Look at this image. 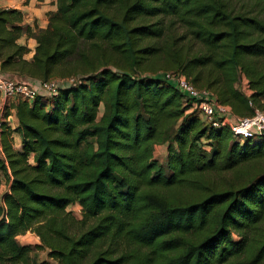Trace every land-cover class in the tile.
<instances>
[{
  "label": "trees",
  "instance_id": "16d2710c",
  "mask_svg": "<svg viewBox=\"0 0 264 264\" xmlns=\"http://www.w3.org/2000/svg\"><path fill=\"white\" fill-rule=\"evenodd\" d=\"M46 16L25 59L21 13L0 8L1 73L36 88L0 114V264H48L28 230L59 264H264V138L213 126L163 74L264 111V0H56Z\"/></svg>",
  "mask_w": 264,
  "mask_h": 264
},
{
  "label": "built area",
  "instance_id": "2783aa9c",
  "mask_svg": "<svg viewBox=\"0 0 264 264\" xmlns=\"http://www.w3.org/2000/svg\"><path fill=\"white\" fill-rule=\"evenodd\" d=\"M163 74L166 79L177 85L186 99L191 101V108L197 109L201 116L213 126H226L233 135L245 139L264 138L263 110L255 108L252 115H236L227 105L217 102L208 89L195 86L183 74L172 71H165ZM75 80L74 77H68L63 81L72 83ZM57 87V80L39 83V88L48 93L55 92ZM0 93L6 97L17 94L22 98L32 100L36 95V88L30 83L17 81L15 78H6L0 70Z\"/></svg>",
  "mask_w": 264,
  "mask_h": 264
},
{
  "label": "rangeland",
  "instance_id": "374dc122",
  "mask_svg": "<svg viewBox=\"0 0 264 264\" xmlns=\"http://www.w3.org/2000/svg\"><path fill=\"white\" fill-rule=\"evenodd\" d=\"M161 71H164V70L161 68V69H159L157 71V73H159ZM68 77H73V76H71V75L70 76H63V77L56 76L54 79L57 80V81H63V80H65ZM247 85L248 84H247L246 77L242 73H239L238 81H237V87L239 89H241L242 91H245L246 93H250V90L247 88ZM14 98H15L14 96H7L6 97V96H3L0 93V114L4 111L5 106L7 104H10L11 100H13ZM103 109H104L103 105H100L99 110H98V114H97L98 118L101 116V114L103 112ZM234 137L236 139L240 140L241 142L245 141V138H241V137H238V136H235V135H234ZM14 145H15V142H14ZM166 145L167 144L164 143V144H156L154 146L153 156L160 163H165V160H166ZM205 147H206V149H208V146H205ZM209 181H211V180H209ZM5 191H6V184H5L4 179L2 177L1 185H0V196ZM80 209H81L80 206L77 205V204H71V205H68L66 207V210L72 211L74 213V215L77 216V217H80V211H81ZM231 238L233 240L240 239L238 233L235 232V231L231 233ZM17 240L21 244H26V245H30L31 246V251L29 253V261L31 263H37V262H41V261L45 260V261H47L48 264H59L57 260H55V259H53V258H51V257H49L47 255V252H48L47 248L38 249V248L35 247V245L39 244L40 241H39L38 236L33 231H29L28 230L24 234L18 235L17 236Z\"/></svg>",
  "mask_w": 264,
  "mask_h": 264
},
{
  "label": "crops",
  "instance_id": "0c3cea01",
  "mask_svg": "<svg viewBox=\"0 0 264 264\" xmlns=\"http://www.w3.org/2000/svg\"><path fill=\"white\" fill-rule=\"evenodd\" d=\"M0 8L17 9L21 13L22 32L17 42L26 45L29 52L24 55L25 59H30L33 55L36 40L33 36L27 34L29 27L31 32L37 28L47 26L46 13L56 8V0H0ZM12 127L16 125V119L13 114L7 118ZM14 142L19 147V137L14 135Z\"/></svg>",
  "mask_w": 264,
  "mask_h": 264
}]
</instances>
